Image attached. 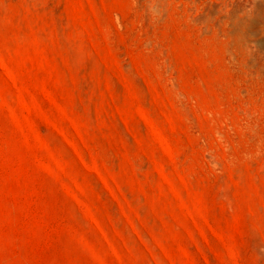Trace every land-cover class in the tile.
I'll list each match as a JSON object with an SVG mask.
<instances>
[{
    "label": "rangeland",
    "instance_id": "374dc122",
    "mask_svg": "<svg viewBox=\"0 0 264 264\" xmlns=\"http://www.w3.org/2000/svg\"><path fill=\"white\" fill-rule=\"evenodd\" d=\"M0 264H264V0H0Z\"/></svg>",
    "mask_w": 264,
    "mask_h": 264
}]
</instances>
